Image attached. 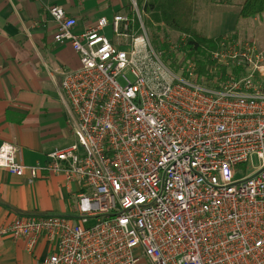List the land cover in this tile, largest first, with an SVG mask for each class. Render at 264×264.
Masks as SVG:
<instances>
[{
  "label": "built area",
  "instance_id": "2783aa9c",
  "mask_svg": "<svg viewBox=\"0 0 264 264\" xmlns=\"http://www.w3.org/2000/svg\"><path fill=\"white\" fill-rule=\"evenodd\" d=\"M147 2L82 30L48 7L54 42L79 60L56 83L75 143L30 167L4 143L0 168L84 191L73 216H16L0 236L28 251L47 239L54 250L38 264H264V45L221 37L206 58L223 73L208 80L186 60L189 36L152 46ZM170 54H182L177 66ZM253 156L258 168L242 175Z\"/></svg>",
  "mask_w": 264,
  "mask_h": 264
},
{
  "label": "crops",
  "instance_id": "0c3cea01",
  "mask_svg": "<svg viewBox=\"0 0 264 264\" xmlns=\"http://www.w3.org/2000/svg\"><path fill=\"white\" fill-rule=\"evenodd\" d=\"M50 6L61 7L76 19L79 30L100 17L111 21L116 14L130 13V0H0V146H15L27 167L43 165L48 153L62 148L56 141L63 123L68 126L70 122L60 96L47 103V91L59 95L50 74L59 80L58 71L79 67L71 47L54 42L56 27L47 14ZM215 18L218 25L214 24L213 32L208 28L204 34L208 38L233 32L238 15L216 13ZM220 26L223 29L217 30ZM105 33L111 39L110 27ZM253 39L264 45L260 36ZM82 191L79 180L67 182L62 175L41 171L29 183L27 175L15 177L0 168V228L16 216H73L76 197ZM53 250L54 245L44 237L28 251L24 240L0 236V264H38Z\"/></svg>",
  "mask_w": 264,
  "mask_h": 264
},
{
  "label": "rangeland",
  "instance_id": "374dc122",
  "mask_svg": "<svg viewBox=\"0 0 264 264\" xmlns=\"http://www.w3.org/2000/svg\"><path fill=\"white\" fill-rule=\"evenodd\" d=\"M244 0H196L195 1V17H194V27L199 33L208 34L206 31H208V28L210 29L209 32H213L214 30V24L217 26L218 23L215 22L217 18L214 19V14L217 13V15L224 13L226 16V13L229 15H232V13L237 14L239 13L240 7L243 4ZM142 19L144 23V27L147 31L149 40L152 44V46L156 48H162L167 49V44H169L171 41H175L178 39V36H180V33L173 32L169 30L164 24L156 23V21L152 18V14H147L145 10H142ZM254 18V19H253ZM250 19H241L237 18L236 26L231 33H227L223 36H230L237 40H248L253 39L254 37L258 39L260 36L261 41L264 42V14H260L258 16H255ZM223 27H217V30H222ZM221 36V37H223ZM186 52V50H184ZM186 60L193 61L197 64L196 60H192L186 52ZM182 57V54L175 55L170 54L168 61L170 63V66H177L178 58ZM211 70V69H210ZM54 83L56 84L58 82L56 78V74L53 73V79ZM47 103L49 104V101L52 99L56 100L59 99V95L56 91H47ZM55 101H52V106L55 105ZM69 126V127H68ZM64 125L61 129V137L59 136L56 141V146L58 147H68L75 143V138L73 136L72 132V125L69 122V125ZM245 166H249L250 168L248 171H246ZM259 163L256 156H253L251 158V161L247 165H240L236 169L241 170L244 172L242 175L250 174L253 170L258 168ZM238 177V176H237ZM91 224V223H89Z\"/></svg>",
  "mask_w": 264,
  "mask_h": 264
},
{
  "label": "trees",
  "instance_id": "16d2710c",
  "mask_svg": "<svg viewBox=\"0 0 264 264\" xmlns=\"http://www.w3.org/2000/svg\"><path fill=\"white\" fill-rule=\"evenodd\" d=\"M196 0H148L144 10L152 14L156 23L164 24L169 30L189 36L187 55L197 62V73L210 80L223 71L213 68L207 61L208 50L215 49L221 37L208 38L194 27ZM264 13V0H244L238 17L250 19ZM210 69L212 70L210 72ZM212 72H215L214 74Z\"/></svg>",
  "mask_w": 264,
  "mask_h": 264
}]
</instances>
